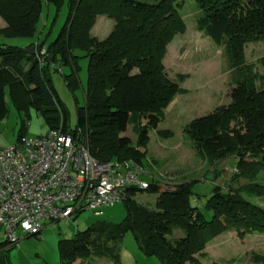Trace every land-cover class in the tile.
I'll return each mask as SVG.
<instances>
[{
	"label": "trees",
	"instance_id": "1",
	"mask_svg": "<svg viewBox=\"0 0 264 264\" xmlns=\"http://www.w3.org/2000/svg\"><path fill=\"white\" fill-rule=\"evenodd\" d=\"M44 1L59 7L64 0H0V17L6 23L0 27V123L8 115L9 98L25 116L19 140L25 135L26 119L35 110L49 130L62 128L77 135L81 129L91 154L100 161L133 159L147 168L150 130L171 137V130L158 126L176 95L188 92L181 85L187 74L180 73L175 79L164 65L167 45L187 27L178 9L185 0H69L67 20L55 40L48 45L32 42L33 54L9 43L10 38L37 35ZM196 1L206 12L198 20V30L224 46L237 77L231 89L232 103L195 118L185 132L203 161L214 166L236 157L238 172L233 178L248 181L227 190L215 186L199 207L191 201L194 180L161 192L153 179L147 189L131 191L124 201L127 213L121 222L99 221L88 231L61 238L60 264L98 257L120 264L117 242L127 231L133 232L144 254L157 256L162 264H204L200 257L207 255L208 242L223 232L234 230L240 237L264 232V204L244 195L264 199V75L254 73L245 61L247 43L264 40V0ZM99 15L115 20L104 39L91 34ZM78 49L89 56L88 85L85 103L77 105V124L70 128L53 73L69 65L70 73L63 75L75 93L81 85ZM260 61L264 64V57ZM233 121L239 127L231 126ZM129 125H133L136 140L123 135ZM144 191L159 193L154 208L135 198ZM206 212L211 213L210 218ZM175 229H182L184 236L169 238ZM16 245L0 242V264H10L7 251ZM252 257L256 264H264L263 254Z\"/></svg>",
	"mask_w": 264,
	"mask_h": 264
},
{
	"label": "rangeland",
	"instance_id": "2",
	"mask_svg": "<svg viewBox=\"0 0 264 264\" xmlns=\"http://www.w3.org/2000/svg\"><path fill=\"white\" fill-rule=\"evenodd\" d=\"M157 2L158 0H144ZM186 22V30L179 32L167 45L164 65L169 76L178 79V74H187L181 83L188 92L179 93L166 110L165 118L158 129H169L171 137H161L157 129L150 130V142L147 147L146 162L149 174L144 176L148 181L159 185L161 192L175 190V186L184 180H194V195L192 204L203 207L213 192L215 186L224 190L229 187H239L248 180L242 177L234 179L237 173L236 157H228L217 162L214 166L197 156L192 140L185 132V127L195 118L216 111L220 107H228L232 103L231 89L236 85L237 74L231 69L224 46H219L211 37L198 30V20L205 15V10L196 0H185L178 7ZM69 0H64L58 7L44 1L42 19L37 35L32 38H10L11 44L25 47L27 43L44 42L48 45L58 37L67 20ZM5 21L0 17V25ZM115 20L107 15H99L91 30L93 36L106 38L112 31ZM26 49V47H25ZM80 56L79 77L81 85L73 93L63 74L70 73L69 65L60 67V71L53 73V81L59 97L67 111V123L70 128L77 124V105L85 103V91L88 85L89 56L85 51L76 50ZM264 57V40L249 42L245 49V61L253 67V72L264 75V64L260 59ZM260 79L256 80L260 86ZM8 115L0 123V146H10L19 141L22 128L21 120L24 113H20L14 103L8 98ZM26 119V118H25ZM25 135L29 138L44 135L49 131L44 118L35 110L31 111L30 119H26ZM231 126L239 127L235 121ZM245 131V129H243ZM136 140L133 125L123 133ZM260 204H264L262 197H250ZM158 192H140L135 198L151 207L156 206ZM124 201L103 208V214L96 215L90 211L78 214L77 221L64 220L48 223L41 235L28 236L20 233L22 238L18 245L7 251L10 264H59L60 257L57 242L60 238L73 237L78 231H88L93 223L106 221L119 223L126 216ZM211 217L210 212H206ZM4 229L0 227V242L4 240ZM22 234V236H21ZM24 234V235H23ZM184 236L182 229H175L169 236L171 239ZM120 264H162L157 256H149L142 252L132 231H127L117 242ZM207 255L200 257L204 264L220 262L224 264H256L252 255H264V232H248L240 237L234 230H228L208 242L205 250ZM83 264H113L109 257H98L94 260H83Z\"/></svg>",
	"mask_w": 264,
	"mask_h": 264
},
{
	"label": "built area",
	"instance_id": "3",
	"mask_svg": "<svg viewBox=\"0 0 264 264\" xmlns=\"http://www.w3.org/2000/svg\"><path fill=\"white\" fill-rule=\"evenodd\" d=\"M146 175H151L147 168L133 159L94 157L81 129L77 135L52 129L0 146L4 241L18 244L20 233L39 234L48 222L77 221L82 211L101 215L105 206L127 200L132 190L147 189Z\"/></svg>",
	"mask_w": 264,
	"mask_h": 264
},
{
	"label": "crops",
	"instance_id": "4",
	"mask_svg": "<svg viewBox=\"0 0 264 264\" xmlns=\"http://www.w3.org/2000/svg\"><path fill=\"white\" fill-rule=\"evenodd\" d=\"M5 26H6V23L0 25V27H5ZM32 42H33V41H31V42H29V43L26 44V46H25L26 49H28V48H30V47L33 46V45L31 44ZM35 43H36V42H35ZM48 223H52V222H48ZM48 223L43 227V229L48 225ZM43 229H42V230H43ZM42 230H41V232H40L39 234H29V235L27 234V237H28V236H32V235H36V236L39 237V236L41 235V233H42ZM23 235H24V234H23ZM21 236H22V234H21ZM64 238H67V237H64ZM69 238H70V237H69ZM21 239H22V238L20 237V240H21ZM60 239H61V238H60ZM60 239H59V240H60ZM20 240H19V241H20ZM59 240H58V242H57L58 253H59V248H58ZM17 245H18V244H17ZM10 256L12 257V254H11ZM59 257H60V253H59ZM57 263H59V264L61 263V257H60V262H57ZM74 264H83V260L78 259L77 261H75Z\"/></svg>",
	"mask_w": 264,
	"mask_h": 264
},
{
	"label": "water",
	"instance_id": "5",
	"mask_svg": "<svg viewBox=\"0 0 264 264\" xmlns=\"http://www.w3.org/2000/svg\"><path fill=\"white\" fill-rule=\"evenodd\" d=\"M26 51L33 54L35 52V46H32V47L26 49ZM51 60H53V58H51Z\"/></svg>",
	"mask_w": 264,
	"mask_h": 264
}]
</instances>
